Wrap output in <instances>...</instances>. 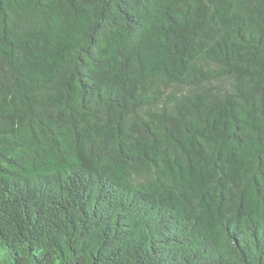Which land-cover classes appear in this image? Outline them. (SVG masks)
I'll use <instances>...</instances> for the list:
<instances>
[{
    "label": "trees",
    "instance_id": "16d2710c",
    "mask_svg": "<svg viewBox=\"0 0 264 264\" xmlns=\"http://www.w3.org/2000/svg\"><path fill=\"white\" fill-rule=\"evenodd\" d=\"M0 264H264V0H0Z\"/></svg>",
    "mask_w": 264,
    "mask_h": 264
}]
</instances>
